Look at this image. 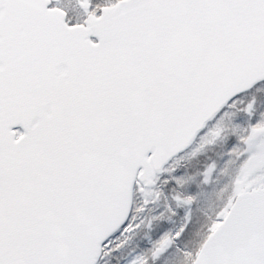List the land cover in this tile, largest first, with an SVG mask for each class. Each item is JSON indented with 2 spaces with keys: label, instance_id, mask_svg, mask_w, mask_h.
<instances>
[{
  "label": "snow or ice",
  "instance_id": "obj_1",
  "mask_svg": "<svg viewBox=\"0 0 264 264\" xmlns=\"http://www.w3.org/2000/svg\"><path fill=\"white\" fill-rule=\"evenodd\" d=\"M0 264H264V0H0Z\"/></svg>",
  "mask_w": 264,
  "mask_h": 264
}]
</instances>
